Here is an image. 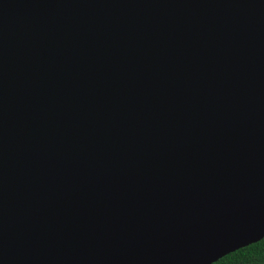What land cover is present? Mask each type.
I'll use <instances>...</instances> for the list:
<instances>
[{"label": "water", "instance_id": "water-1", "mask_svg": "<svg viewBox=\"0 0 264 264\" xmlns=\"http://www.w3.org/2000/svg\"><path fill=\"white\" fill-rule=\"evenodd\" d=\"M263 239L264 0H0V264Z\"/></svg>", "mask_w": 264, "mask_h": 264}, {"label": "trees", "instance_id": "trees-1", "mask_svg": "<svg viewBox=\"0 0 264 264\" xmlns=\"http://www.w3.org/2000/svg\"><path fill=\"white\" fill-rule=\"evenodd\" d=\"M215 264H264V239L227 255Z\"/></svg>", "mask_w": 264, "mask_h": 264}]
</instances>
